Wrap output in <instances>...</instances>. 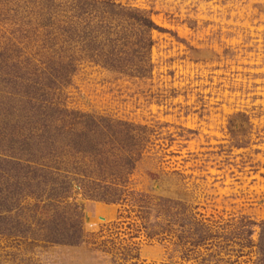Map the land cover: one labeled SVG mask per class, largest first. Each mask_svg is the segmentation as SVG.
I'll use <instances>...</instances> for the list:
<instances>
[{
    "label": "rangeland",
    "instance_id": "rangeland-1",
    "mask_svg": "<svg viewBox=\"0 0 264 264\" xmlns=\"http://www.w3.org/2000/svg\"><path fill=\"white\" fill-rule=\"evenodd\" d=\"M112 1L159 27L151 74L83 61L60 95L69 109L146 127L141 158L118 202L79 196L78 244L0 234V264H259L264 0ZM16 4L0 1L2 44L24 42L17 17L36 19Z\"/></svg>",
    "mask_w": 264,
    "mask_h": 264
},
{
    "label": "trees",
    "instance_id": "trees-1",
    "mask_svg": "<svg viewBox=\"0 0 264 264\" xmlns=\"http://www.w3.org/2000/svg\"><path fill=\"white\" fill-rule=\"evenodd\" d=\"M12 1L36 19L16 12L24 42L0 43V234L78 244L80 200L121 199L148 131L69 109L61 91L83 61L149 77L159 27L146 11L112 0ZM258 252L264 264V223Z\"/></svg>",
    "mask_w": 264,
    "mask_h": 264
}]
</instances>
